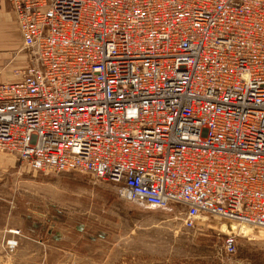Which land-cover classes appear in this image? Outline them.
<instances>
[{"label":"built area","instance_id":"2783aa9c","mask_svg":"<svg viewBox=\"0 0 264 264\" xmlns=\"http://www.w3.org/2000/svg\"><path fill=\"white\" fill-rule=\"evenodd\" d=\"M6 1L26 62L0 81V152L181 203L189 228H264V0Z\"/></svg>","mask_w":264,"mask_h":264},{"label":"rangeland","instance_id":"374dc122","mask_svg":"<svg viewBox=\"0 0 264 264\" xmlns=\"http://www.w3.org/2000/svg\"><path fill=\"white\" fill-rule=\"evenodd\" d=\"M8 59L0 53V81L22 67ZM185 211L178 202L148 208L111 181L0 152V264H264V228L207 214L189 228ZM232 231L238 247L228 256L221 241Z\"/></svg>","mask_w":264,"mask_h":264},{"label":"crops","instance_id":"0c3cea01","mask_svg":"<svg viewBox=\"0 0 264 264\" xmlns=\"http://www.w3.org/2000/svg\"><path fill=\"white\" fill-rule=\"evenodd\" d=\"M0 53L7 54L9 61H17L19 62L18 65L25 66L26 55L21 49V39L15 16L6 0H0ZM9 74L6 75V78H4L5 80L13 78V74Z\"/></svg>","mask_w":264,"mask_h":264},{"label":"bare ground","instance_id":"6f19581e","mask_svg":"<svg viewBox=\"0 0 264 264\" xmlns=\"http://www.w3.org/2000/svg\"><path fill=\"white\" fill-rule=\"evenodd\" d=\"M13 155V154H12ZM29 167V166H28ZM70 171V170H69ZM65 172V171H64ZM126 197V196H125ZM128 199V198H127ZM130 200V199H129Z\"/></svg>","mask_w":264,"mask_h":264}]
</instances>
